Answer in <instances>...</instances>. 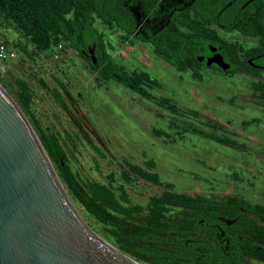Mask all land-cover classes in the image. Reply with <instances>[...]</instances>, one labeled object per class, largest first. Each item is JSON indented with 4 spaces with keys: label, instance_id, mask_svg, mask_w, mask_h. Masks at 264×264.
I'll list each match as a JSON object with an SVG mask.
<instances>
[{
    "label": "rangeland",
    "instance_id": "rangeland-1",
    "mask_svg": "<svg viewBox=\"0 0 264 264\" xmlns=\"http://www.w3.org/2000/svg\"><path fill=\"white\" fill-rule=\"evenodd\" d=\"M106 34L113 44L112 62L117 65V35L110 31ZM0 42L15 53L13 60L0 67V86L13 99L14 81L26 84L31 95L30 116H24L38 140L39 132L63 141L68 135V144L62 146V161L77 182L110 183L114 189L121 185L131 204L143 205L164 190L163 184H170L172 192L190 197H230L264 207V109L257 104L258 92L250 86L263 84L261 77L241 79L190 70L180 73L168 66L159 72L148 71L147 66L140 69L125 60L144 64L151 59L149 51L138 46L137 53L134 48L126 54L129 48H122V74L147 75L153 82L141 87L155 101L166 100L168 104L162 107L119 82L98 81L87 61L66 45L55 59L52 46L44 52L36 51L1 18ZM55 92L60 94L61 104L54 99ZM169 104L178 111L172 112ZM191 129L234 145L214 143ZM127 164L154 174L160 184L132 173ZM63 190L88 228L117 249Z\"/></svg>",
    "mask_w": 264,
    "mask_h": 264
},
{
    "label": "trees",
    "instance_id": "trees-1",
    "mask_svg": "<svg viewBox=\"0 0 264 264\" xmlns=\"http://www.w3.org/2000/svg\"><path fill=\"white\" fill-rule=\"evenodd\" d=\"M112 1L106 0L105 10L109 9ZM101 4L102 0H0V18L11 23L38 52L47 51L51 46L54 50L55 46L60 44L61 48L66 45L85 59L82 53H85L86 48L91 44L95 46L100 44L101 33L94 27V21L102 17L98 10ZM124 30L128 32L127 29ZM171 33L170 38L173 42L180 38L173 31ZM190 36L191 34L181 36L184 48H187ZM19 49L26 53L24 48L19 47ZM154 53L172 66L180 62V60L177 61L179 57L175 47H168L161 51L157 49ZM182 53L184 65L188 54L184 50ZM94 57H97L96 51ZM85 60L96 72L98 81L113 80V74H115L116 80L133 93L146 101H155L141 87L143 83L153 82L144 73L131 76L119 75L116 65L105 54H102L100 58V64L105 63V65L99 72L98 67L92 66L88 59ZM176 69L179 70L177 67ZM182 70L185 71V67L182 66ZM255 88L259 90V86ZM12 96L22 113L26 117L30 116L31 95L24 82L19 79L14 81ZM53 97L61 104L58 92H55ZM260 98L264 99V91L260 93ZM155 103L162 107L165 105L163 103L168 104L166 100L155 101ZM259 105L264 109V103ZM167 107L172 112L178 111L170 104ZM191 113L196 115L195 112ZM32 123L39 131L37 123L33 121ZM190 131L217 144L234 145L231 141L218 136L194 129ZM152 132L154 133V130ZM66 140H69L68 135H65L63 141L55 135L45 136L39 132L40 144L72 201L87 214L93 223L101 227L107 238L120 252L143 264H248L240 253H235L228 258L223 257L220 252L210 246L207 238L197 233L199 228L197 220L205 215L204 213L207 212L205 208L185 212L181 217L169 215L168 206L207 207V202H196L192 199L201 197L172 192L170 184H163L164 190L159 195L150 197L145 206L133 205L129 202L121 185H117L114 189L110 183L106 185L94 181L79 183L70 168L62 161L64 152L62 146L68 144ZM127 166L129 171L141 178L153 184H160L154 174L143 172L141 168L132 164ZM123 180L127 181L126 178ZM226 199L247 208L250 213L261 217L264 221L263 206L250 205L236 198L226 197ZM250 234L253 236L249 239V235L242 237L249 245L248 254L252 259L264 263V249L257 248L255 245L250 246L254 240L264 244V226L253 225Z\"/></svg>",
    "mask_w": 264,
    "mask_h": 264
},
{
    "label": "flooded vegetation",
    "instance_id": "flooded-vegetation-1",
    "mask_svg": "<svg viewBox=\"0 0 264 264\" xmlns=\"http://www.w3.org/2000/svg\"><path fill=\"white\" fill-rule=\"evenodd\" d=\"M105 4L106 0H102L98 9L102 17L94 21V26L101 33L100 44H91L82 53L92 66L98 67V72L105 65L100 64L102 54L111 61L113 59L110 53L113 44L106 38V31H110L117 35L114 42L118 46V55L116 54L114 60H117L116 69L119 75L124 71V53H120V50L129 48L125 52L128 54L130 49L135 48L137 53L136 48L140 46L144 52L149 51L152 54L150 60L144 64L130 58L125 60L128 64H136L140 69L147 66L148 71L159 72L163 70V66H168L184 73L183 66L185 71L190 70L192 73L208 71L241 79L261 77V81H264V0H113L107 10ZM172 31L180 36L175 42L170 38ZM187 34L191 36L187 48H184L181 36ZM168 47H175L178 52L177 61L180 62L175 66L154 53L157 49L161 51ZM183 50L188 54L184 65ZM113 76V81L118 83L116 75ZM250 86L258 92L257 104L264 103V99L260 98L264 83ZM256 86H259V90H256ZM192 199L196 202L205 201L208 206H168L169 215L181 217L185 212L205 208L207 212L197 220V233L207 238L210 246L223 257L240 253L248 264H264L249 256V245L242 239L243 236L249 235L248 239L253 236L250 234L253 225L264 226L261 217L250 213L243 206L227 201L226 198ZM148 200L149 198L143 206ZM252 245L264 249V244L256 240L252 241L250 246Z\"/></svg>",
    "mask_w": 264,
    "mask_h": 264
},
{
    "label": "water",
    "instance_id": "water-1",
    "mask_svg": "<svg viewBox=\"0 0 264 264\" xmlns=\"http://www.w3.org/2000/svg\"><path fill=\"white\" fill-rule=\"evenodd\" d=\"M0 264H143L80 219L29 122L1 86Z\"/></svg>",
    "mask_w": 264,
    "mask_h": 264
},
{
    "label": "built area",
    "instance_id": "built-area-1",
    "mask_svg": "<svg viewBox=\"0 0 264 264\" xmlns=\"http://www.w3.org/2000/svg\"><path fill=\"white\" fill-rule=\"evenodd\" d=\"M60 51H61V45L58 44L54 48V55H53L54 59L57 58V53H59ZM14 57H15L14 51L4 43H0V67L4 62L13 60Z\"/></svg>",
    "mask_w": 264,
    "mask_h": 264
}]
</instances>
